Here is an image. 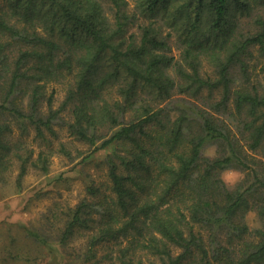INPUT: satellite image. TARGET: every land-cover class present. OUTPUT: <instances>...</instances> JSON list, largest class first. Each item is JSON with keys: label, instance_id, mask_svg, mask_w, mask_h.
<instances>
[{"label": "trees", "instance_id": "obj_1", "mask_svg": "<svg viewBox=\"0 0 264 264\" xmlns=\"http://www.w3.org/2000/svg\"><path fill=\"white\" fill-rule=\"evenodd\" d=\"M12 123L108 150V183L39 238L73 264H264V0H0V154L21 178Z\"/></svg>", "mask_w": 264, "mask_h": 264}, {"label": "rangeland", "instance_id": "obj_2", "mask_svg": "<svg viewBox=\"0 0 264 264\" xmlns=\"http://www.w3.org/2000/svg\"><path fill=\"white\" fill-rule=\"evenodd\" d=\"M51 89L56 90L57 107L64 98V85H50L48 90ZM11 126L7 139L20 142L22 153L31 155L20 178L21 160L12 152L0 154L1 161L9 163L7 167L0 166V264H73L57 242L44 243L39 238L44 239L50 231L57 234L64 217L62 211L75 207L87 195L86 188L92 180L94 186L108 183L106 167L101 163L108 150L87 156L88 146L70 137L65 127L56 126L55 136L46 133L42 139L35 137L32 128L23 134L14 123ZM62 144L71 155L61 150ZM204 152L212 155L213 148L207 147ZM40 153L48 160L47 170H42L37 160ZM220 175L229 187L243 177L236 169H225ZM246 222L250 227L259 224L253 212L247 214ZM51 223H55L52 230ZM77 237L69 243V252L82 244L83 239Z\"/></svg>", "mask_w": 264, "mask_h": 264}]
</instances>
